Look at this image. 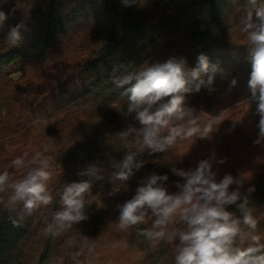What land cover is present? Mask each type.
Returning a JSON list of instances; mask_svg holds the SVG:
<instances>
[{"label": "trees", "instance_id": "obj_1", "mask_svg": "<svg viewBox=\"0 0 264 264\" xmlns=\"http://www.w3.org/2000/svg\"><path fill=\"white\" fill-rule=\"evenodd\" d=\"M246 7L247 0H136L131 6L122 0H0L6 15L0 25V171L22 175L12 171L11 161L28 153L31 162L37 152L51 158L53 170L52 204L28 217L23 227H13L8 217L14 213L0 204V264H56L60 257L73 264L70 253L83 237L95 242L94 264H174L178 240L162 241L152 250L139 235L151 226V213L146 223L122 231L118 206L151 173L167 174L169 191H177L180 178L171 168H194L212 153L225 159L215 165L220 177L242 175L245 191L255 187L250 206L264 237V148L253 144L259 117L247 86L249 52L239 31ZM17 25L22 39L12 43L9 31ZM201 53L223 72L216 73L214 90L202 88L188 95L186 104L205 120L219 115L222 123L206 139L178 141L164 154L145 152L140 157L145 166L118 194L109 195L108 178L126 152L117 134L129 124L140 127L135 114L127 113L124 88L113 83V69L121 66L115 73L121 75L171 57H185L192 68ZM233 78L237 84L230 87ZM89 163L105 169V179L93 181L84 196L89 219L59 237L46 235L64 186L87 180L77 173ZM228 210L240 215L236 205Z\"/></svg>", "mask_w": 264, "mask_h": 264}, {"label": "clouds", "instance_id": "obj_2", "mask_svg": "<svg viewBox=\"0 0 264 264\" xmlns=\"http://www.w3.org/2000/svg\"><path fill=\"white\" fill-rule=\"evenodd\" d=\"M135 2L122 0L124 6ZM5 19V13L0 12V25ZM20 27L10 29V42L18 43L22 39ZM239 31L249 52L251 72L247 86L251 101L256 103L255 115L259 117L253 144L264 148V5L258 6L257 0H247ZM120 67L113 69L112 80L116 87L124 88L122 95L128 101L127 113L135 114L133 119L140 127L129 124L117 134L126 152L108 178L112 196L145 166L146 161L140 159L145 152L164 154L178 141L206 139L222 123L219 115H208L209 119L205 120L204 114L197 115L196 110L186 104L188 95L199 93L202 88L214 90L215 75L223 72L218 65H210L206 54H199L197 66L192 68L185 57H171L163 63L145 64L137 70H125L116 75ZM236 84L233 78L230 87ZM47 150L45 145L44 151ZM28 155L24 153L11 161L12 171L22 172V175L14 176L7 169L0 171V204L14 213L8 219L16 228L23 227L28 217L53 202L51 158L37 152L28 162ZM224 163L225 159H217L212 153L199 160L194 168H171L180 178L175 182V192L167 187V174L151 173L143 177L134 195L118 206L117 227L123 231L146 223L151 213L154 218L151 226L140 229L139 235L149 242L152 250L162 241L178 240L174 264H264V237L258 232L259 220L249 198L255 187L250 186L245 191L247 178L242 175L224 173L220 177V169L215 165ZM104 173L105 169L98 163H89L77 173L88 177L87 180L64 186L60 209L54 212L52 222L44 229L46 235L59 237L89 219L84 196L90 192L93 181L105 179ZM232 205L237 206L239 216L228 210ZM177 223L183 227L170 228ZM67 246L73 247V242L69 241ZM70 258L73 264H94L95 242L83 237ZM56 264H64L63 257L58 258Z\"/></svg>", "mask_w": 264, "mask_h": 264}, {"label": "rangeland", "instance_id": "obj_3", "mask_svg": "<svg viewBox=\"0 0 264 264\" xmlns=\"http://www.w3.org/2000/svg\"><path fill=\"white\" fill-rule=\"evenodd\" d=\"M105 252H107L109 250V246H106L105 248H103Z\"/></svg>", "mask_w": 264, "mask_h": 264}]
</instances>
